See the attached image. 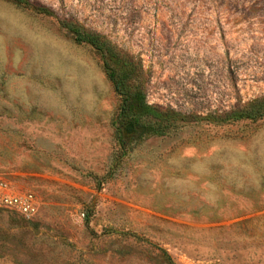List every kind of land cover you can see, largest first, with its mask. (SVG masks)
<instances>
[{"label":"rangeland","instance_id":"rangeland-1","mask_svg":"<svg viewBox=\"0 0 264 264\" xmlns=\"http://www.w3.org/2000/svg\"><path fill=\"white\" fill-rule=\"evenodd\" d=\"M27 1L0 0V178L39 212L0 208V264H264V116L215 118L264 97V0ZM125 63L177 116L123 146Z\"/></svg>","mask_w":264,"mask_h":264},{"label":"trees","instance_id":"trees-1","mask_svg":"<svg viewBox=\"0 0 264 264\" xmlns=\"http://www.w3.org/2000/svg\"><path fill=\"white\" fill-rule=\"evenodd\" d=\"M19 3H28L27 0H16ZM47 10V9H42ZM76 35L78 42H86L99 51L104 50L107 41L101 42L102 35L90 31L83 27H70ZM110 70V77L113 81L116 91L122 96V104L118 120L120 126L118 128L119 139L124 146L127 142L140 139L145 134L156 133L163 134L165 126L162 124L164 119H175L177 113L171 110H162L156 105L149 104L140 84H135L133 87L127 85L130 77L131 69L127 67V63L123 65L120 72L114 69ZM139 73V71H138ZM135 74V72H134ZM264 116V97L255 99L241 108H236L233 111L216 116V119L225 120H242V119H258ZM149 118L150 120H145Z\"/></svg>","mask_w":264,"mask_h":264},{"label":"built area","instance_id":"built-area-1","mask_svg":"<svg viewBox=\"0 0 264 264\" xmlns=\"http://www.w3.org/2000/svg\"><path fill=\"white\" fill-rule=\"evenodd\" d=\"M0 208L34 218L39 212V202L32 192H18L0 178Z\"/></svg>","mask_w":264,"mask_h":264}]
</instances>
